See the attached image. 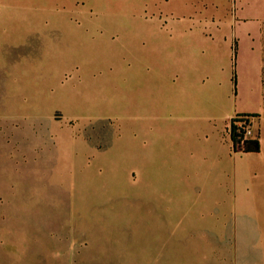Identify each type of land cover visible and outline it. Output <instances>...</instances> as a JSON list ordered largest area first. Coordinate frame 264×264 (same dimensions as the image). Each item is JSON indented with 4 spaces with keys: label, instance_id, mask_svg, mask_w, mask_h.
I'll return each instance as SVG.
<instances>
[{
    "label": "rangeland",
    "instance_id": "obj_1",
    "mask_svg": "<svg viewBox=\"0 0 264 264\" xmlns=\"http://www.w3.org/2000/svg\"><path fill=\"white\" fill-rule=\"evenodd\" d=\"M27 2L0 34V264H264V153L240 166L247 184L231 159L189 157L167 87L140 68L134 16L154 2L214 12L190 22L204 63L228 61L219 26L260 20L264 66V2ZM223 87L225 111L250 104Z\"/></svg>",
    "mask_w": 264,
    "mask_h": 264
},
{
    "label": "crops",
    "instance_id": "obj_2",
    "mask_svg": "<svg viewBox=\"0 0 264 264\" xmlns=\"http://www.w3.org/2000/svg\"><path fill=\"white\" fill-rule=\"evenodd\" d=\"M249 3H262L264 0H247ZM150 14L134 15L140 18L138 40V60L140 68L151 69V82L160 88L168 89L169 107L184 124V142L188 145L191 158L213 160L220 162L228 158L235 163V180L241 179L248 183L251 174L240 173V166L246 164L252 156L264 153V83L261 47L257 42L258 27L261 21L250 17H235L225 33L221 26L214 31L215 36L222 38L227 35L228 61L216 60L204 63L192 54L191 21H206L216 15L214 12H192V7L186 2H171L161 4L154 2L149 5ZM20 7L23 13L20 17L26 20L29 15L27 0H0V34L5 31V22L17 15ZM77 20H92L91 13L77 12ZM144 22V23H143ZM211 36V35H210ZM195 44L198 52L201 41H208L206 32H199ZM235 40L238 42L237 60H235ZM214 48L218 46L215 39H210ZM219 49V48H218ZM242 59L239 64L238 56ZM216 56V55H215ZM239 71L243 75L240 80ZM143 77V76H142ZM141 80H143L141 78ZM224 82L229 91L227 97L240 98L249 101L247 107L224 110ZM239 114L255 115V127L260 143L259 153L235 154L229 126L233 118ZM88 146V145H86ZM90 147V146H89ZM94 148V147H92ZM239 183V182H238ZM237 184V183H236ZM239 186V184H238ZM235 185L234 197H237Z\"/></svg>",
    "mask_w": 264,
    "mask_h": 264
},
{
    "label": "built area",
    "instance_id": "obj_3",
    "mask_svg": "<svg viewBox=\"0 0 264 264\" xmlns=\"http://www.w3.org/2000/svg\"><path fill=\"white\" fill-rule=\"evenodd\" d=\"M233 125L235 130H233ZM234 132L237 134V141L233 143V152L235 154H242L245 148V142L258 140L255 117L247 114L237 115L232 119L229 126V133L231 136Z\"/></svg>",
    "mask_w": 264,
    "mask_h": 264
},
{
    "label": "trees",
    "instance_id": "obj_4",
    "mask_svg": "<svg viewBox=\"0 0 264 264\" xmlns=\"http://www.w3.org/2000/svg\"><path fill=\"white\" fill-rule=\"evenodd\" d=\"M239 115H242V114H239ZM247 115L255 117V115H252V114H247ZM234 121H235V119H234ZM233 130H235L234 125H233ZM231 139H232L233 143L235 141H237V134L235 132L232 134ZM244 144H245V148L243 150V153H259L260 152V143H259L258 140H256V141H247Z\"/></svg>",
    "mask_w": 264,
    "mask_h": 264
}]
</instances>
